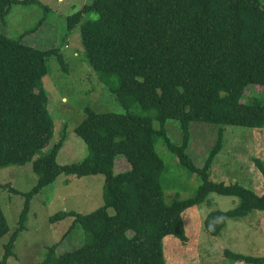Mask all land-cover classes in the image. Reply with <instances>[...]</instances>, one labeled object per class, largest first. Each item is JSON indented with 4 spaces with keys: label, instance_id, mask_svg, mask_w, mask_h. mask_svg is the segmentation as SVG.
Segmentation results:
<instances>
[{
    "label": "trees",
    "instance_id": "1",
    "mask_svg": "<svg viewBox=\"0 0 264 264\" xmlns=\"http://www.w3.org/2000/svg\"><path fill=\"white\" fill-rule=\"evenodd\" d=\"M30 1L0 0V23L13 4ZM89 12L96 17L83 21ZM77 25L89 65L103 81L117 75L111 91L125 112L85 107L74 132L86 143L88 154L80 162L59 164L56 156L63 139L43 153L54 135L43 78L47 57H55L66 70L64 55L56 46L41 49L23 43L25 33L13 39L0 32V168L32 162L37 174V183L26 193L8 188L26 199L0 264L14 256L30 198L60 174H102L103 205L86 214L69 210L51 215L52 223L73 217L67 232L79 224L83 243L61 254L57 244L51 245L41 264H165L163 238L175 235L186 241L183 212L211 192L240 199L236 207L205 216L203 224L211 235H218L229 218L264 211V191L257 194L238 182L209 178L222 146V129L201 166L187 153L191 122L264 127L261 99L242 101L249 86L264 88V0H93L68 16L67 29ZM134 104L153 113L134 114L129 111ZM169 119L179 122V144L167 135L164 125ZM156 134L179 164L198 176L200 184L190 197L165 201ZM118 155L129 162V170L114 172ZM256 164L264 182V164ZM9 230L0 205V238ZM225 253L236 261L264 264V256Z\"/></svg>",
    "mask_w": 264,
    "mask_h": 264
},
{
    "label": "rangeland",
    "instance_id": "2",
    "mask_svg": "<svg viewBox=\"0 0 264 264\" xmlns=\"http://www.w3.org/2000/svg\"><path fill=\"white\" fill-rule=\"evenodd\" d=\"M93 0H34L29 3H16L11 6L5 20L0 23V32L16 39L25 33L22 42L41 49L59 47L62 51L66 70L55 57H47V74L43 85L48 97V109L54 121V135L51 144L62 140L56 160L59 164L80 162L88 154L84 140L75 132V126L84 117V108L97 111L125 112L118 104L111 89L118 84L115 74L108 75L105 81L100 72L87 62L81 40L79 25L67 29L69 15L80 10ZM95 12L86 13L83 21L95 18ZM36 30L29 31L38 23ZM34 30V29H33ZM107 76V75H106ZM260 98L264 104V88L249 86L242 101L249 103ZM137 115H150L153 110H145L134 104L129 109ZM167 135L174 143H181L182 133L179 122L169 119L165 123ZM154 127L160 125L154 121ZM190 140L187 153L197 166L207 158L217 139L219 129L223 131L220 151L215 155L209 169V178L226 183L238 182L252 188L257 194L264 191V182L256 164H264V127L249 128L233 125H213L191 122ZM155 149L164 163L161 176L164 199H185L193 195L200 184L198 176L181 166L176 155L165 145L159 134L155 135ZM130 169L129 162L122 156L115 158L114 172ZM37 183V174L32 162L24 165H9L0 168V205L9 225V232L0 238V260L4 244L18 227L20 213L24 207L25 196L8 188L26 193ZM102 174L78 177L60 174L52 183L45 186L29 200V210L25 228L15 241L14 256L7 264H41L47 248L57 244L56 252L79 247L84 233L79 224L70 232L68 227L73 217L50 222L49 217L59 211L74 210L89 213L103 205ZM238 197L209 193L203 202L187 208L183 212L186 241L175 235L163 238L165 264H252L236 261L226 255L225 250L251 256H264V211L254 210L244 217L229 218L218 235L209 234L204 227L205 216L217 209L227 210L236 207ZM111 214L112 208L108 210ZM129 231L128 235L132 236Z\"/></svg>",
    "mask_w": 264,
    "mask_h": 264
},
{
    "label": "crops",
    "instance_id": "3",
    "mask_svg": "<svg viewBox=\"0 0 264 264\" xmlns=\"http://www.w3.org/2000/svg\"><path fill=\"white\" fill-rule=\"evenodd\" d=\"M61 1H63V0H61Z\"/></svg>",
    "mask_w": 264,
    "mask_h": 264
}]
</instances>
